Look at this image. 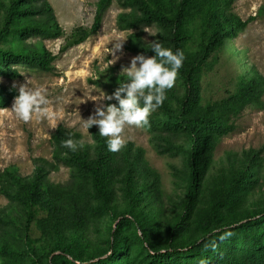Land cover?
Returning a JSON list of instances; mask_svg holds the SVG:
<instances>
[{"label":"trees","instance_id":"1","mask_svg":"<svg viewBox=\"0 0 264 264\" xmlns=\"http://www.w3.org/2000/svg\"><path fill=\"white\" fill-rule=\"evenodd\" d=\"M112 1L98 0L91 26L74 27L63 48L95 34ZM117 1L126 10L117 18V28L129 31L126 50L153 55L142 30L155 26L163 47L184 53L176 76L184 92L177 107L163 102L144 126L148 132H182L189 137L183 197L167 212L160 200L158 175L141 152L135 160L125 159L127 166L121 169L119 151L109 152L106 138L93 126L89 128L93 144L86 146L80 143V132L58 124L51 134V159L35 157L28 176H21L14 167L0 173L1 192L20 202L28 220L36 216L47 239L28 247L30 251L22 257L33 259V264H264V203L248 204L258 182L264 142L250 149L240 166L225 174L209 173L221 137L233 130L228 121L248 105H261L264 110V76L252 66L238 77L228 95L200 102V78L207 58L235 38L252 17L243 20L235 14L234 0ZM0 12V77L17 79L24 68L53 71L56 56L45 45L25 44L30 36H62L49 0H0ZM121 81L112 76L105 82L102 77L95 84L112 93ZM13 97L15 91L0 83V108ZM69 134L79 141L74 152L61 146ZM60 166L70 169L68 180H50L49 172ZM138 169L149 181L134 179ZM117 174L124 177L121 201L115 198ZM106 218L114 220L107 233L95 242L88 239L86 223L103 224ZM137 229L141 236L136 235ZM69 230L74 234L68 235ZM0 252L8 254L4 247Z\"/></svg>","mask_w":264,"mask_h":264},{"label":"rangeland","instance_id":"2","mask_svg":"<svg viewBox=\"0 0 264 264\" xmlns=\"http://www.w3.org/2000/svg\"><path fill=\"white\" fill-rule=\"evenodd\" d=\"M97 1L49 0L63 30L62 36L53 39L30 36L25 44L45 45L56 56L52 63L54 70L46 72L24 68L20 71L21 77L17 79L0 77V83L13 89L15 96L22 84L44 89L49 101L44 107L51 113L50 117H37L33 113L30 120L21 121L11 109L14 97L6 107L0 108V173L5 168L14 167L21 176H28L33 172L35 157L51 159V134L58 124L80 132L82 145L93 144L89 129L86 131L83 128L82 119L93 114L96 106L115 101L95 100L100 91L111 94L97 86L95 81L103 77L106 82L112 76L126 79L121 70L136 55L125 49L129 31L117 28L118 15L126 12L117 0H113L106 10L101 27L95 34L77 45L63 48L74 27L91 26ZM231 10L243 20L248 17H252V20L235 38L216 48L207 58L200 78L201 104L228 95L234 90L238 77L247 73L252 66L264 76V0H234ZM145 29L156 31V39L159 30L155 26H146L142 35L147 43L154 37L145 32ZM121 38H125L121 49L110 52L112 45ZM183 92L184 86L176 77L173 87L166 90L164 103L176 108ZM261 100L264 102V94ZM228 123L232 124L233 130L221 137L214 150L209 171L212 175L225 174L231 167L240 166L245 162L248 151L258 149L264 142V110L261 105L246 106L239 116L231 118ZM93 127L98 130L95 125ZM123 136L127 142L119 150L121 169L127 166L125 159L135 160L136 155L141 152L146 164L158 175L163 206L167 212L172 210L180 203L184 193L189 137L182 132H148L144 126L126 127ZM260 155L258 182L248 204L256 201L264 203V151ZM138 172L139 169L134 173V179L142 182L144 178V181H149L144 173ZM48 177L54 182H65L70 177V169L60 166L57 170L50 171ZM123 180L124 177L120 174L115 176V198L118 201H121L123 193ZM41 215L37 214L38 217ZM166 217L173 218L168 215ZM100 222L90 220L84 227L86 237L93 242L100 238L101 233H107L114 220L106 218L102 221L103 224ZM41 233L36 216L28 220L20 202L9 200L0 190V247L8 251V254L3 255L0 252V264H33V259H25L22 254L30 251L28 247L47 241ZM67 234L72 235L74 232L69 230Z\"/></svg>","mask_w":264,"mask_h":264},{"label":"clouds","instance_id":"3","mask_svg":"<svg viewBox=\"0 0 264 264\" xmlns=\"http://www.w3.org/2000/svg\"><path fill=\"white\" fill-rule=\"evenodd\" d=\"M145 32L154 37L148 42V49L153 55L132 56L128 66L121 70L126 79L122 80L110 95L100 91L95 99L115 100L116 103L96 106L93 114L87 119H82L86 131L93 125L97 127L98 134L106 138L109 152H118L126 144L123 136L126 127L139 128L148 124L149 115L164 102L166 90L173 87L184 60V53L181 50L173 51L171 48L163 47L155 39L156 31L145 29ZM124 39L117 40L110 52L119 51ZM17 92L11 109L19 120L26 122L31 119L33 113L37 114V117L51 116L44 107L49 103L44 89L30 88L22 84ZM61 146L74 152L80 145L79 141H74L69 134L68 139L61 141ZM136 235H142L140 229H137ZM201 264L204 262L201 261Z\"/></svg>","mask_w":264,"mask_h":264}]
</instances>
